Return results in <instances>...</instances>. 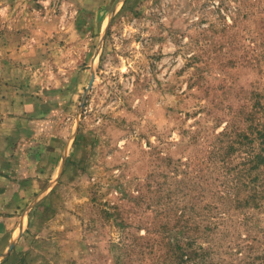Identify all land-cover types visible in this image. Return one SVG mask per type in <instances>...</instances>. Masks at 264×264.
Here are the masks:
<instances>
[{"label":"rangeland","instance_id":"1","mask_svg":"<svg viewBox=\"0 0 264 264\" xmlns=\"http://www.w3.org/2000/svg\"><path fill=\"white\" fill-rule=\"evenodd\" d=\"M263 133L264 0H0L3 264H264Z\"/></svg>","mask_w":264,"mask_h":264},{"label":"crops","instance_id":"2","mask_svg":"<svg viewBox=\"0 0 264 264\" xmlns=\"http://www.w3.org/2000/svg\"><path fill=\"white\" fill-rule=\"evenodd\" d=\"M1 177V175H0ZM2 179H0L1 181ZM3 191L0 190V195ZM9 194L13 197V203H17L18 205L24 206L19 202L20 198L24 196H28L29 192H22L21 190H10ZM13 207H16L18 211L19 206L12 204V208L6 209L5 214H0V264L4 263V259L6 261L12 259L15 256V247L17 246L18 239L16 237V233L20 231L19 235L21 236L25 229V224H30V218L28 219V215L23 213L21 216L20 211H14ZM30 217V216H29ZM28 219V220H27ZM19 225V227H18ZM19 236V237H20Z\"/></svg>","mask_w":264,"mask_h":264},{"label":"trees","instance_id":"3","mask_svg":"<svg viewBox=\"0 0 264 264\" xmlns=\"http://www.w3.org/2000/svg\"><path fill=\"white\" fill-rule=\"evenodd\" d=\"M263 139H264V133L262 134ZM262 143H264V141H262ZM261 157V156H259ZM254 168H257L258 165H254ZM257 206H260V202H258L256 204ZM242 224V223H241ZM210 227V226H208ZM191 243L188 244V250L187 252H184L183 250L185 249V247H183L182 245L177 246V249L173 252L172 256L174 258L177 259L178 264H191L192 262L195 261V259L197 257H202V256H206L208 254V251L205 247H200L198 249H193L191 245ZM194 263H198V262H194ZM199 264H207L205 257L204 259H202V262H200Z\"/></svg>","mask_w":264,"mask_h":264}]
</instances>
